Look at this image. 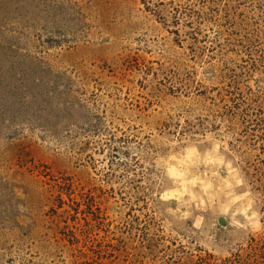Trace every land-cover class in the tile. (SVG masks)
Returning a JSON list of instances; mask_svg holds the SVG:
<instances>
[{
  "label": "rangeland",
  "instance_id": "1",
  "mask_svg": "<svg viewBox=\"0 0 264 264\" xmlns=\"http://www.w3.org/2000/svg\"><path fill=\"white\" fill-rule=\"evenodd\" d=\"M0 264H264V0H0Z\"/></svg>",
  "mask_w": 264,
  "mask_h": 264
},
{
  "label": "bare ground",
  "instance_id": "2",
  "mask_svg": "<svg viewBox=\"0 0 264 264\" xmlns=\"http://www.w3.org/2000/svg\"><path fill=\"white\" fill-rule=\"evenodd\" d=\"M211 170V169H210ZM170 171H173V169H170ZM175 174V173H174ZM179 175V174H178ZM177 176V175H176ZM169 197V196H168ZM171 199V198H170Z\"/></svg>",
  "mask_w": 264,
  "mask_h": 264
}]
</instances>
